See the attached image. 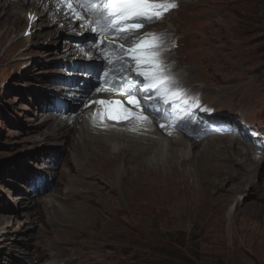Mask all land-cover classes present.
Masks as SVG:
<instances>
[{"label": "rangeland", "instance_id": "obj_1", "mask_svg": "<svg viewBox=\"0 0 264 264\" xmlns=\"http://www.w3.org/2000/svg\"><path fill=\"white\" fill-rule=\"evenodd\" d=\"M174 3L163 14L169 29L150 23L139 32L163 33L178 84L204 87L193 95L200 97L197 108L205 113L191 114L188 130L173 128L196 133L193 150L208 159L207 169L181 171L193 212L185 218L171 214L173 204L164 201L142 203L145 213L124 214L119 199L114 205L101 195L84 201L85 189L70 184L66 134L73 129L65 126H75L71 117L80 118L89 95L101 87L94 69L104 60L84 46L108 37L59 22L56 15L47 16V7L28 6L37 27H27L30 35L15 43L23 33H4L0 20V264H264V144L249 132V127L264 131V0ZM82 24L89 27L88 19ZM112 38L116 42L119 36ZM85 88L88 96L82 99ZM209 117L218 131L199 122ZM92 144L99 148L98 142ZM245 146L253 156L244 153ZM155 156L149 143L139 142L116 168L148 163L156 169L149 163ZM163 167L169 175L175 166ZM86 179L108 181L99 173ZM176 191L182 193L180 187L171 189ZM218 196L223 209L217 213ZM175 202L184 207V194ZM249 222L261 227L246 229Z\"/></svg>", "mask_w": 264, "mask_h": 264}, {"label": "bare ground", "instance_id": "obj_2", "mask_svg": "<svg viewBox=\"0 0 264 264\" xmlns=\"http://www.w3.org/2000/svg\"><path fill=\"white\" fill-rule=\"evenodd\" d=\"M160 2H165V0H160ZM7 3L8 0H4L0 3V8L6 6ZM69 3L75 6L76 0H69ZM28 6H32L30 8L33 10H40L47 7L49 9L47 16L56 15V17H59V22L62 21L68 26L76 24L75 26L82 31H87L88 28L90 29V27L83 25L80 19L78 22L77 20H73L74 16L68 14L69 9H65L66 5L65 3H62L61 0H11L8 9L5 11L0 10V20L6 25L4 33L9 34L11 30L23 33L15 43L23 41L26 39L25 36L30 35L31 32L27 31V27H37L38 23L35 20L36 15H33V10ZM79 15L86 17V12L80 11ZM170 15L173 16V14ZM42 16L43 15L41 14L40 19L44 20ZM59 22H57L56 25ZM167 23L168 21L162 18L158 22H154L153 25L155 28L169 29ZM148 32L157 33V31L153 30L147 31V33ZM45 34L50 35L51 31H47ZM117 40L118 41L116 42L111 41L112 43L109 44V41L100 39L96 40L97 42H95L96 44L94 45L91 44L92 41L89 40L87 45L84 46L85 51L92 56L98 53L99 56L104 57L103 63L97 65L94 69L95 75L99 76L101 87L109 88L108 85L104 84L105 72L108 71L107 60L105 58L106 54L108 59H112L118 54V45L124 44L125 47L128 46L124 38L119 37ZM167 44H165V47L168 51L164 53V58L166 63L169 64L173 60V57L171 56V53H169ZM112 67L119 68V65H113ZM183 73H181V75H185ZM123 76H130L135 80L142 79L136 77L134 73H124L117 77L118 79H122L123 87L130 86L128 81L123 80ZM173 76L179 77L177 74ZM178 85L186 91H190L189 96L198 98V100L200 97L196 96V94L193 95V93L204 91L203 86H194L192 83ZM84 90L83 94H81L82 99H86L88 96L86 88ZM151 95L152 94H149L148 97H146L148 100L147 104L140 101L139 96L135 97V102L129 103L128 93L123 91L122 88L121 91L109 89L108 91L97 92L95 90L89 95V98L85 101V106L80 118H78V114H74V116L71 117L77 121L75 126L70 122L66 126L63 124L66 129H73V132L69 131L66 134L67 137H69L67 140L69 141V147L71 149L69 161L73 164V169L71 171L73 172L71 174L73 178L70 180V184L76 186L77 189L79 186H81L82 189H85L83 195L80 197V199H83L84 201H95L98 196L101 195L103 198L106 197L109 203L114 205L113 203L115 199H119L124 204V206L120 208V212L124 214L135 216L138 213H145L147 212V209L142 207V203L148 201H164L173 204L169 206L171 207V214H176L179 218L181 216L182 218H185L186 216H191L193 212L189 208L188 196L185 194V189L187 188V176L181 174V171L187 170L188 167L191 166H195L198 170H200L201 167L207 169L208 167L204 166V164H208V159L206 160L203 155L204 153L199 154L197 150H193L198 144L197 140L192 139V135H196V133H192V135L188 136L183 133V131H178L173 128L181 130L190 129L188 121L191 114L196 115L197 112L205 113V110H201L190 103L186 105L181 101H177V103L180 104L179 108L169 107L162 104L159 100H153ZM101 100L109 102L119 101L120 105L118 107L121 108V111L127 109L129 113H137L147 116L148 120L138 123L135 118L131 116H129L128 119H110L105 110L106 106L98 103ZM168 108L171 110V114L167 120L165 119L164 114L166 116L169 115L170 110ZM155 109H159L163 113L162 116H160ZM70 111L71 110L67 111V113ZM94 113L96 114L95 122L93 120ZM102 113L104 114L103 122H101L100 119ZM204 113L199 115L204 116ZM163 123H166V125ZM102 124H106L107 127L102 126ZM133 128H136L137 130L133 131ZM75 132H77V134ZM170 133L173 137H164L165 134ZM93 142H98L99 148H96L92 144ZM139 142L149 143L153 147L154 154H157L158 157L155 156L151 158L149 163L154 164L156 169L150 167L148 163L131 165L126 162L127 165L117 169L116 163L119 162V159L122 156H127V151ZM208 144L211 145L212 143ZM243 148H245L244 153H246L247 156L250 157L254 155L252 148L247 146ZM184 149L187 150L185 153ZM90 150H96V152L91 153ZM162 164L163 166H170V168L168 167V170H171L174 166L175 167L172 169L171 173L167 175ZM94 169L97 170L94 171ZM210 170L213 169L210 168ZM207 172L209 173L211 171L207 170ZM96 173L105 176L108 181L101 179V184H93L87 181L86 176L95 177ZM201 177L203 176L201 175ZM174 187L181 188L185 197L184 207L178 208L175 201L182 193H179V191L172 193L171 189ZM78 196H80V193H78ZM220 198L221 197L214 200V202L217 201V213L222 212L223 209V205L220 204L222 203L219 200ZM54 200L55 199H51L48 203H52ZM238 204H240V200H238ZM251 214H254V212ZM245 227L246 229L257 230L261 225L249 222ZM232 230H234V225L230 224L228 231ZM40 257H43V255H40Z\"/></svg>", "mask_w": 264, "mask_h": 264}, {"label": "snow or ice", "instance_id": "obj_3", "mask_svg": "<svg viewBox=\"0 0 264 264\" xmlns=\"http://www.w3.org/2000/svg\"><path fill=\"white\" fill-rule=\"evenodd\" d=\"M61 2L68 4V14L73 15L74 18L80 11H85L86 17L90 18L88 19L90 30L96 32L98 37L115 33L124 38L128 45L127 47L124 44L118 45V54L112 59H108L106 54L108 71L105 72L104 84L109 88H97V92L116 89L120 86L128 93L129 103L135 102V97L139 96L140 101L147 104L146 97L152 94L153 100H159L169 107L179 108L180 104L177 101L199 107L198 98L189 96L170 72V66L164 58V53L168 51L165 47L164 34L139 32L144 25L158 22L163 18L164 12L174 9L177 6L174 0H165V2L160 0H76L75 6L69 3V0H61ZM86 17L80 16L81 21ZM113 65H119V68H113ZM124 73H134L136 77L142 79L135 80L130 76H123V80L128 81L130 85L123 87V81L117 77ZM98 103L106 106L105 110L110 119H128L131 116L138 123L148 120L147 116L129 113L127 109L121 111L118 107L119 101L101 100ZM155 111L160 110L155 109ZM95 118L94 113V122ZM100 119L103 122V113ZM102 126L107 127L106 124Z\"/></svg>", "mask_w": 264, "mask_h": 264}]
</instances>
